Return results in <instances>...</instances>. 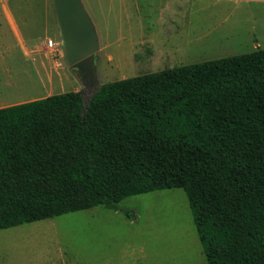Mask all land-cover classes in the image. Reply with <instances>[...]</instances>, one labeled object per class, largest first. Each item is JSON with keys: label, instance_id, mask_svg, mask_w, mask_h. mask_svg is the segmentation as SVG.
Returning a JSON list of instances; mask_svg holds the SVG:
<instances>
[{"label": "trees", "instance_id": "trees-1", "mask_svg": "<svg viewBox=\"0 0 264 264\" xmlns=\"http://www.w3.org/2000/svg\"><path fill=\"white\" fill-rule=\"evenodd\" d=\"M172 188L207 264H264V49L0 108V230Z\"/></svg>", "mask_w": 264, "mask_h": 264}, {"label": "rangeland", "instance_id": "rangeland-1", "mask_svg": "<svg viewBox=\"0 0 264 264\" xmlns=\"http://www.w3.org/2000/svg\"><path fill=\"white\" fill-rule=\"evenodd\" d=\"M97 36L98 85L264 49V0H81ZM0 9V105L85 89L64 60L51 0ZM127 212H134L130 218ZM0 264H207L186 194L155 190L0 230Z\"/></svg>", "mask_w": 264, "mask_h": 264}, {"label": "water", "instance_id": "water-1", "mask_svg": "<svg viewBox=\"0 0 264 264\" xmlns=\"http://www.w3.org/2000/svg\"><path fill=\"white\" fill-rule=\"evenodd\" d=\"M65 62L85 89L96 91L98 41L81 0H51Z\"/></svg>", "mask_w": 264, "mask_h": 264}, {"label": "crops", "instance_id": "crops-1", "mask_svg": "<svg viewBox=\"0 0 264 264\" xmlns=\"http://www.w3.org/2000/svg\"><path fill=\"white\" fill-rule=\"evenodd\" d=\"M0 9L2 10L4 17L6 18V21H7V24H8L10 31L17 38L19 46L25 54H29V53L32 54L34 52L38 53L39 51L45 49V47H46L45 44L40 45V47L35 46V45H31L29 48L26 47V43H25L23 37L21 36L18 25L16 24V20L14 19L13 15L11 14L10 9L8 8V0H0ZM27 102H28V100H27ZM2 103H4V102L1 101L0 105ZM21 103H25V102H21ZM8 104H4L5 105L4 107H7ZM9 106H11V105H9Z\"/></svg>", "mask_w": 264, "mask_h": 264}, {"label": "built area", "instance_id": "built-area-1", "mask_svg": "<svg viewBox=\"0 0 264 264\" xmlns=\"http://www.w3.org/2000/svg\"><path fill=\"white\" fill-rule=\"evenodd\" d=\"M46 46L51 47L52 46V42L48 40L47 43H46Z\"/></svg>", "mask_w": 264, "mask_h": 264}]
</instances>
